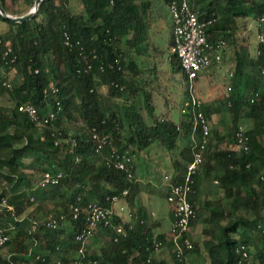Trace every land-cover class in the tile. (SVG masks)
Instances as JSON below:
<instances>
[{
	"label": "trees",
	"instance_id": "16d2710c",
	"mask_svg": "<svg viewBox=\"0 0 264 264\" xmlns=\"http://www.w3.org/2000/svg\"><path fill=\"white\" fill-rule=\"evenodd\" d=\"M23 1L20 9L9 0L0 5L21 16L36 0ZM80 1L83 11L73 13L70 0H43L26 22L0 13V69L6 71L0 93L13 101L10 108L0 101V226L10 236L0 246V264H170L169 258L174 264H264V44L253 41L250 25L264 15V0H190L201 21H211L209 43L216 49L225 42L224 63L227 46H233L235 63L219 92L198 90L197 111L210 133L189 196L193 248L181 258L173 250L172 226L158 230L162 220L143 200L133 159L127 170L117 162L160 145L174 166L166 199L171 184L185 182L187 165L203 142L200 129L196 147L191 139L194 112L183 113L192 97L187 75L175 54L166 59L152 41L156 0ZM170 33L172 43L173 24ZM150 48L154 63L141 67L137 58ZM25 102L40 115L53 109L57 117L38 125L19 111ZM242 123L249 124L248 149L237 137ZM182 139L187 142L180 146ZM49 170L63 177L42 187ZM118 202L125 203L126 213L113 211ZM91 204L112 210L113 224L127 230L119 235L103 225L94 229L90 237L104 242L100 254L77 239L89 230ZM41 212L37 231H27L24 218L34 220ZM170 214L173 222V206ZM53 220L57 227L50 225ZM198 227L201 237L195 240ZM156 242H162L158 249ZM242 246L252 249L248 258Z\"/></svg>",
	"mask_w": 264,
	"mask_h": 264
},
{
	"label": "built area",
	"instance_id": "2783aa9c",
	"mask_svg": "<svg viewBox=\"0 0 264 264\" xmlns=\"http://www.w3.org/2000/svg\"><path fill=\"white\" fill-rule=\"evenodd\" d=\"M169 12L173 19V39L171 43V52L175 54L181 63L182 69L187 75L189 88H194V82L196 78L206 69L213 64H221L223 61L222 49L225 42L222 41L215 47L209 43V34L207 32V24L209 22L201 21L199 14L192 7L190 0H172L169 5ZM260 30L257 32L256 38L259 43L264 44V15L259 19ZM69 44V40L66 41ZM12 52L11 48L6 51V56ZM16 57L12 59L14 62ZM262 75H264V68L262 69ZM4 85L11 86V84L5 82ZM55 92V89H51ZM49 92L48 89L45 90ZM2 94L0 93V98ZM58 110H61L60 103H57ZM201 105V101L192 93L190 101L186 102L183 109V113L190 111L194 112V131L192 136L194 138L195 147L197 146L195 136L196 130L200 129L203 135V142L199 150H194L193 159L187 165V172L185 176V182L182 184H171L167 201L173 206L174 220L172 222V237H173V250L177 253L178 257H182L185 251L193 248V240L191 236L192 220L195 217V210L192 202L189 199L192 192L193 175L198 171L203 161L202 153L206 148L208 142V136L210 133L209 124L205 118L204 113L201 110L197 111ZM19 111L26 113L34 120L38 125L49 123L57 117V112L50 109L43 115H40L37 107L29 102L22 103L19 106ZM247 128L242 124L237 132L239 144L245 149H248L246 141L248 137L245 136ZM104 139V144L106 143ZM132 161V158L128 155H124L122 159L117 162V167L120 169H128L127 165ZM132 176V173H129ZM63 177L62 171H46L41 180V186L47 187L50 185H56ZM264 180V175H262ZM125 194L127 191L124 192ZM116 201L117 198L115 197ZM79 208H75L76 215H78ZM113 212L110 209L99 206L98 204L90 205V212L88 220L90 222L89 230L77 237L78 240H84L93 234V230L99 225H103L106 228H113L119 235H126L127 230L120 224H113ZM50 225L57 227V221L53 220ZM38 223L35 222L32 231H37ZM264 232V230H263ZM10 239V236L6 235L0 226V246L5 244ZM162 245V242H156L155 246L158 249ZM252 249H248L246 246L241 247L242 255L244 258H248ZM83 252V249L80 250ZM94 264H99L98 261Z\"/></svg>",
	"mask_w": 264,
	"mask_h": 264
},
{
	"label": "rangeland",
	"instance_id": "374dc122",
	"mask_svg": "<svg viewBox=\"0 0 264 264\" xmlns=\"http://www.w3.org/2000/svg\"><path fill=\"white\" fill-rule=\"evenodd\" d=\"M9 4L14 9H20L24 7L25 2L22 0L18 4H13L9 0ZM34 7V6H33ZM33 7L28 8V13ZM70 7L73 13H79L83 11V5L80 0H70ZM24 13L23 15H25ZM153 16L154 17V25L152 28V41L155 43L162 51L166 59L170 57L172 54L170 44H171V25L173 24L172 16L169 12L168 5L163 0H156L155 6L153 8ZM20 16V15H17ZM251 29L254 30V38L253 41L257 44V32L259 29V22L257 20L252 19L250 22ZM226 46V44L224 45ZM153 48H150L145 54L139 56L137 58V61L141 67L149 68L153 65ZM234 54L235 50L233 46H227V62L224 63V60L221 64H215V66L208 68L207 70L203 71L200 74V79L198 81L195 80L194 82V88L192 90V93L198 97V90H201L205 95L207 93H215L219 92L218 87L223 88L224 82H226L227 78L231 73L234 72ZM11 75H14V72L11 73ZM6 76V71L3 69H0V79L4 78ZM186 83H188V80H186ZM223 86V87H222ZM190 87V86H189ZM102 92L105 96L104 98V104L107 105L108 99L106 97L107 90L105 87L102 88ZM0 101L4 107L10 108L13 105V101L11 100L10 96L5 93L1 96ZM120 103H122V100H119ZM139 105L142 103V99L140 98L137 102ZM74 125L78 126L81 125V122L73 123ZM246 128L249 127V124L242 123ZM223 129V126L221 127ZM191 139L194 142L193 136H191ZM187 142L186 139L180 140L179 144L180 146L185 145ZM177 147L175 150L176 156L179 155L181 151V147ZM137 175L141 178V188L144 192V200L147 203V208L152 210L153 206L157 207L159 209H163L165 212L167 211V199L162 194L161 187H163V184L168 180L165 179L166 175H171V173H174V166L172 162L171 154L166 150V148L161 147L160 145H154L149 150V155L146 156L145 154L136 156L133 155L132 157ZM171 177V176H170ZM2 182V180H0ZM209 189V186L206 187V190ZM151 199V200H150ZM53 206V205H52ZM50 206V208L52 207ZM125 208L122 209V208ZM113 211H116L118 214L126 213V205L123 202H118L113 207ZM154 216V213H152ZM44 213L41 212L37 218L34 220H28L24 218L23 222L26 230L29 231L32 229L34 223L37 221H41L44 219ZM167 224L169 225V220L167 221ZM29 229V230H28ZM201 227H198L194 231V239L198 240L201 237L200 233ZM29 241H33L29 239ZM86 246H89L91 249H94L99 254L101 253V248L104 244L103 240L97 238V237H89V239L85 242ZM206 254V253H205ZM208 260V258H206ZM170 264H174L173 260L169 258Z\"/></svg>",
	"mask_w": 264,
	"mask_h": 264
},
{
	"label": "crops",
	"instance_id": "0c3cea01",
	"mask_svg": "<svg viewBox=\"0 0 264 264\" xmlns=\"http://www.w3.org/2000/svg\"><path fill=\"white\" fill-rule=\"evenodd\" d=\"M150 149L151 148H149V150ZM149 150L146 153H143V154H145L146 156H148L149 155ZM173 174L174 173H171V175H166L165 176V179H169V177L172 176ZM139 181H140V184H141V178L140 177H139ZM166 182L163 184V187H161L162 194L164 195L165 198H166V192H167V189H168V185L166 184ZM141 186H142V184H141ZM141 190H142V188H141ZM143 196H144V192L142 191V197ZM143 200H144V198H143ZM145 203H146V201H145ZM146 205H147V203H146ZM122 209L125 210L124 207ZM171 209H172V205L169 204V202H168V205H167V211L166 212L163 209H159V208L154 207V206H153L152 210H150V208H149V211L152 212V213H154V217L155 218H159V219L162 220L163 228H159L158 230H161V229H164L166 231H170L171 230V226H172V220H171V214H170ZM168 220H169V223H170L169 225L167 224V221Z\"/></svg>",
	"mask_w": 264,
	"mask_h": 264
},
{
	"label": "water",
	"instance_id": "95a60500",
	"mask_svg": "<svg viewBox=\"0 0 264 264\" xmlns=\"http://www.w3.org/2000/svg\"><path fill=\"white\" fill-rule=\"evenodd\" d=\"M43 0H36L34 7L25 15L21 16H14L6 12V10L0 5V13L5 17L8 18L14 22H26L30 19H32L36 14L39 9V6Z\"/></svg>",
	"mask_w": 264,
	"mask_h": 264
}]
</instances>
